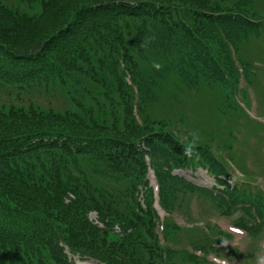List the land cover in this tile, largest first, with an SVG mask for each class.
Masks as SVG:
<instances>
[{
	"label": "trees",
	"instance_id": "16d2710c",
	"mask_svg": "<svg viewBox=\"0 0 264 264\" xmlns=\"http://www.w3.org/2000/svg\"><path fill=\"white\" fill-rule=\"evenodd\" d=\"M203 6L167 0H45L41 15L32 18L0 7L7 17H0V86L56 92L74 105L45 115L33 108L0 112L14 120L0 123V263L78 264L77 256L97 264H176L178 254L188 256L189 264L206 262L194 251L161 244L146 155L164 208H188L184 195L194 192L214 201L222 214L242 211L245 216L236 225L250 235L262 232L261 190L221 178L222 188H203L172 174L173 168L201 164L215 176H229L227 160L209 144L224 138L231 145L229 132L221 136L219 131V123L226 126L223 117L230 122L233 113L236 119L244 114L253 122L233 96L239 66L249 83L262 86L257 71L264 63L259 42L264 14ZM66 10L74 11L67 17ZM41 17L54 24L40 36L25 38L24 25L39 24ZM210 42L217 44L216 54L205 49ZM154 55H162V67L147 72L144 63ZM195 85L210 92L218 106L214 126H198L182 112L181 92ZM171 114L183 117L188 142L175 134L177 123L167 119ZM193 131L199 139L189 159L183 147ZM228 158L247 170L236 152ZM141 187L147 209L138 202ZM67 194L74 197L65 203ZM89 210L98 212L103 226L89 219ZM179 229L168 219L164 238L174 241ZM211 246L194 247L206 254Z\"/></svg>",
	"mask_w": 264,
	"mask_h": 264
},
{
	"label": "rangeland",
	"instance_id": "374dc122",
	"mask_svg": "<svg viewBox=\"0 0 264 264\" xmlns=\"http://www.w3.org/2000/svg\"><path fill=\"white\" fill-rule=\"evenodd\" d=\"M45 0H0V7L9 9L11 13L16 17H39L43 11V2ZM171 3L183 4V5H193V6H207L208 10L214 11V9H224L225 11L234 10L238 11V7L244 11L249 10L250 14L260 13L264 14V0H167ZM207 3V4H205ZM239 5H235L238 4ZM203 6V7H204ZM73 7H69L72 9ZM74 10H66V16H70ZM259 14H257L258 16ZM251 16V15H250ZM6 21V16L0 14ZM6 17V18H4ZM252 17V16H251ZM256 17V14H254ZM42 18V17H41ZM36 25H24V35L25 38L30 36L36 37L40 36L43 33H46L47 28L50 27V24H54V21L48 18H42ZM53 30H51L52 32ZM0 34L1 30H0ZM206 41L205 39H203ZM260 44H264V35L262 39L259 40ZM212 51L216 52V44H211ZM159 48L154 49V53L158 52ZM162 56V55H161ZM158 55H154V59L144 63V67L147 72L153 69V62L161 64L160 58ZM261 74L260 78L264 80V63L260 64ZM264 83V82H262ZM252 86L248 87L246 79H242L239 84L240 94L238 95L239 99H243L242 92L244 90L251 94V105L249 114L252 118H255L261 124H255L251 120H248L247 117L242 115L239 119H236V113L232 115V121L225 126L221 127L219 123V131H221V136L229 132V137L232 136L231 149L233 152L242 154L243 158L240 160L243 161L244 166L247 168L246 171L242 172L240 169L235 167L232 163L227 162L228 168L231 170L232 183H239L243 186L256 190L260 187L264 192V90L262 92L257 88L255 92ZM249 88V92H248ZM207 99L204 97L203 100ZM74 107L71 105V99L67 95L56 94V92H45L38 90L36 92L31 91H22L20 89L14 88L13 86L2 85L0 86V112L8 113L12 108L15 110H23L29 112L30 108H33L36 112L45 115L48 112H65L67 108ZM200 112H196L198 122L201 121L208 122L206 125L214 126L213 122L208 119L216 120L218 113L212 111L207 112L202 106L199 108ZM193 115V113H192ZM192 117V116H191ZM174 119H170V123ZM35 119H29V123L34 122ZM14 122L13 118L9 116H0V123L10 124ZM182 121L180 125L185 127ZM24 123L22 122L21 125ZM222 140V139H221ZM228 140V139H227ZM223 141V140H222ZM226 141V139L224 140ZM217 142L212 143L213 149H218V152H215L216 155L220 158H227L229 151L231 152L230 146L225 145L223 149L216 148ZM241 162V161H240ZM186 177L187 179L194 181L200 185L211 187L215 181L207 173V170L198 168L197 170H179L176 171ZM153 183L155 184V180ZM190 198L191 212L187 213L184 209L180 211H171L166 214L162 211V215H168L169 218L178 224H181L182 230L179 229L176 235L173 236L174 241L166 240L161 234V244L163 246H172L174 249L178 250H192V245L199 246L201 243H206L207 246L212 245L214 247L213 251H216L218 255H221V258H224L230 261L231 263L223 264H264V228L262 232L258 235L252 236L244 230L238 229L235 226L238 218L241 217V211L235 212L234 215H229L228 217L221 216L219 209L215 203L211 200H208L204 196H192L188 194L187 199ZM72 199V196L67 194L65 197V203H68ZM43 201H47L46 198H42ZM51 203V202H50ZM49 204V202H48ZM53 205V204H52ZM51 212V211H49ZM54 214H57L53 212ZM58 215V214H57ZM89 219L99 226H103V223L100 221V216L97 211L89 210L88 211ZM248 219V217H245ZM163 221L162 218L160 219ZM196 222V223H194ZM161 224V223H160ZM193 224H196L193 226ZM206 226L208 229H206ZM116 231H120L118 225L115 226ZM161 230V229H160ZM222 231V233H220ZM218 232V233H217ZM228 234V235H227ZM227 235V236H225ZM211 249V248H210ZM199 255V254H198ZM201 257H204L200 254ZM215 256L209 255L207 258H213ZM189 258L185 254L176 255L174 260L176 264H189ZM86 264H95L94 260L85 261ZM0 264H10L7 260H2Z\"/></svg>",
	"mask_w": 264,
	"mask_h": 264
},
{
	"label": "clouds",
	"instance_id": "9594fccd",
	"mask_svg": "<svg viewBox=\"0 0 264 264\" xmlns=\"http://www.w3.org/2000/svg\"><path fill=\"white\" fill-rule=\"evenodd\" d=\"M153 67L159 70L162 67V65L157 62H153ZM190 135L192 136V141L183 147L184 156L188 157L189 159L193 158L196 152V146L199 139L198 133L195 131L191 132Z\"/></svg>",
	"mask_w": 264,
	"mask_h": 264
}]
</instances>
